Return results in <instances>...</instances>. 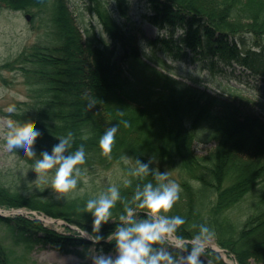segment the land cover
Returning a JSON list of instances; mask_svg holds the SVG:
<instances>
[{
	"label": "trees",
	"instance_id": "obj_1",
	"mask_svg": "<svg viewBox=\"0 0 264 264\" xmlns=\"http://www.w3.org/2000/svg\"><path fill=\"white\" fill-rule=\"evenodd\" d=\"M89 2L96 24L92 20L91 25L84 24L71 0H0V6L13 11L48 9L50 23L45 40L0 66V71L24 80L28 99L4 116L36 123L42 133L34 146L37 155L51 152L58 138L72 132L73 150L80 144L85 147L86 163L81 167L118 165L124 180L116 186L129 200L137 184L152 178H131L132 185L127 186L122 155L132 158L133 167L136 158L143 162L152 158L151 167L162 171L160 166L168 165L177 170L182 192L168 215L185 219L178 235L190 242L197 233L193 225L207 224L217 245L236 264H264V118L257 102L232 85H226L225 95H216L197 79L188 83L169 76L159 71L165 65L157 56L159 51L220 75L239 67L245 76L264 82V0ZM136 6L149 15L137 18L131 13ZM145 22L157 28L155 37L145 34ZM143 47L151 54H145ZM0 78L5 79L1 74ZM89 102L95 107L86 112ZM122 120L130 126L121 124L111 156L106 157L98 147L99 138ZM195 142L213 147L201 156L194 150ZM92 197L81 193L76 199L55 200L24 194L0 177V209H26L65 223L64 231L58 232L18 214L0 216V226L28 250L51 249L79 257L92 248L113 253L114 243L106 238L122 223L124 207L117 203L110 221L101 227L105 240L93 244L82 234L92 232L93 218L82 210ZM247 198L243 216H233ZM133 207L142 218L145 210ZM205 253L212 263L225 264L217 252ZM0 264H10L1 240Z\"/></svg>",
	"mask_w": 264,
	"mask_h": 264
},
{
	"label": "clouds",
	"instance_id": "obj_2",
	"mask_svg": "<svg viewBox=\"0 0 264 264\" xmlns=\"http://www.w3.org/2000/svg\"><path fill=\"white\" fill-rule=\"evenodd\" d=\"M93 107L95 104L89 102L85 111L89 112ZM6 111L14 113L15 105H10ZM118 115L123 116L124 113ZM5 120L0 137L9 152L23 150L24 159L32 161L35 181L50 184L57 199L79 197L82 193L79 185L87 173V169L81 167L86 163V151L83 144L73 150L74 134L68 132L58 138L59 142L53 145L51 152L42 150L37 155L34 146L42 133L36 129V123L14 120L10 116ZM121 124L124 128L130 126L127 120H122L107 128L99 138L98 147L106 157L111 156ZM120 161L127 166V186L131 187V178L151 177L152 180L142 186L137 184L131 200L122 197L115 184L86 200L82 210L91 214L93 223L92 232H84L93 244L105 240L100 234L101 227L110 221L112 209L118 202L123 205L125 213L120 216L122 223L106 238L114 243L113 253L105 254L101 248L91 257V264H203L201 257L205 254L206 243L215 236L214 230L207 224L193 225L197 233L190 242H186L183 236L178 235V230L186 223L185 219L179 215H168L180 200L181 186L169 178L167 171L151 167L154 164L152 158L147 162L136 158L134 167L130 166L132 158L128 155H122ZM133 205L145 210L142 218H137ZM173 250L178 251L174 254Z\"/></svg>",
	"mask_w": 264,
	"mask_h": 264
},
{
	"label": "rangeland",
	"instance_id": "obj_3",
	"mask_svg": "<svg viewBox=\"0 0 264 264\" xmlns=\"http://www.w3.org/2000/svg\"><path fill=\"white\" fill-rule=\"evenodd\" d=\"M90 3L89 0H71L72 9L80 15V17H83L84 24L88 23L87 25H91V20L93 24H96L97 20L88 9ZM134 3L137 5L136 3H138V0H135ZM131 13L137 18H140L143 13L149 15V12L142 10V8L138 6L134 7ZM49 28L48 9H35L28 13L13 11L0 6V66L11 61L25 48L45 40L50 30ZM144 32L150 37H155L158 34L157 28L146 22L144 23ZM143 52L150 55L152 50L143 47ZM157 56L165 65V68L159 66V71L188 83H192L191 78L197 79L201 87L207 88L216 95H225L228 91L226 85L241 88V90L244 91V97L257 102V111L262 118H264V82H259L245 76L239 67L235 70L228 68L227 75H220L209 69H203L201 66L175 61L159 51L157 52ZM143 60L154 67L152 61L144 58ZM136 66L138 74L141 75L139 64ZM0 74L5 78L3 80L0 78V129H2L6 122V117L4 115L8 113L6 109L10 105H15L17 102L26 101L28 99L26 97L27 88L25 82L20 76L18 77L15 73L6 71H0ZM212 147L213 144L208 145L201 142H195L194 144L195 152L201 156L206 155ZM22 151L23 150L9 152L4 144L3 138L0 137V177L4 179L5 183L12 189H17L24 194L39 193L45 198L56 200V194L51 190L50 184H41L35 181L36 174L31 170L32 164L23 158L21 154ZM160 167H162L161 172L167 171L169 173V178L178 183L179 173L177 170L170 168L168 165H162ZM122 180H124V176L118 165L110 164L108 167L94 165L87 169L86 176L81 181L79 188L82 189V193L95 196L108 185H116ZM248 198L246 201L242 202L240 208L236 207L232 211L233 216L239 218L243 216L241 211L248 207ZM17 213L39 220L44 225L50 224L49 226L51 228L63 232V223H61L63 221L60 219L56 220L44 214H38L35 211L26 209H0V216L3 217L12 216ZM0 240L6 248V255L8 256L10 264H91V257L97 252L92 248L86 252L84 257H79L75 255H64L51 249L35 248L33 250H28L22 245L15 244L9 232L1 226ZM205 248L217 252L225 264H236L235 260H233L224 249L220 248L214 239L208 241ZM205 254L201 257L203 264H214ZM250 264L257 263L252 261Z\"/></svg>",
	"mask_w": 264,
	"mask_h": 264
}]
</instances>
